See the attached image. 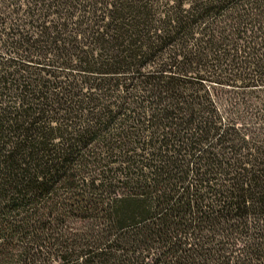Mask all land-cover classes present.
Listing matches in <instances>:
<instances>
[{
    "label": "trees",
    "instance_id": "obj_1",
    "mask_svg": "<svg viewBox=\"0 0 264 264\" xmlns=\"http://www.w3.org/2000/svg\"><path fill=\"white\" fill-rule=\"evenodd\" d=\"M0 264H264V0H0Z\"/></svg>",
    "mask_w": 264,
    "mask_h": 264
}]
</instances>
